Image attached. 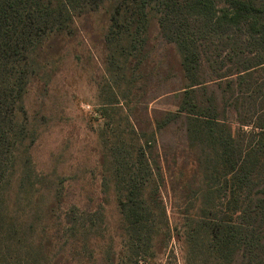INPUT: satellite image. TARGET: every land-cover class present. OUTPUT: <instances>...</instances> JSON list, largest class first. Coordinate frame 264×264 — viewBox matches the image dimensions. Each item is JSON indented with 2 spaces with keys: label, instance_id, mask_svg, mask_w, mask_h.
Masks as SVG:
<instances>
[{
  "label": "trees",
  "instance_id": "obj_1",
  "mask_svg": "<svg viewBox=\"0 0 264 264\" xmlns=\"http://www.w3.org/2000/svg\"><path fill=\"white\" fill-rule=\"evenodd\" d=\"M104 1L0 0V264H59L68 259L59 257L52 263L47 252L64 243L58 236L60 225L51 218L52 225L43 226L38 236V226H28L17 217L14 205L10 207L19 146L14 117L24 112L34 50L50 34H70L75 18L98 10ZM112 4L110 33L121 43L118 46L145 49L148 13L154 11L162 40L179 55L185 84L157 96H172L175 110L149 118L146 128L159 139L163 170L169 174L172 159L181 162L173 173L200 177L192 189L200 205L178 208L184 221L175 229L185 247V263L264 264V0H112ZM168 78L172 77L160 82ZM170 129L179 133L172 147L163 143ZM140 133L145 137L141 128ZM148 144L139 145L140 157L152 176L162 167L153 168L145 158ZM174 185L177 190V180ZM52 207L54 211L55 204ZM149 212L141 207L132 214L141 213L143 218ZM162 214L166 216L165 208ZM71 217L68 212L64 218L70 231L75 228ZM166 224L165 230L171 231ZM141 225L133 223L128 231L133 228L140 240H152L151 231ZM29 233L36 234L31 242L24 238ZM133 256L131 264H140V256Z\"/></svg>",
  "mask_w": 264,
  "mask_h": 264
},
{
  "label": "rangeland",
  "instance_id": "obj_2",
  "mask_svg": "<svg viewBox=\"0 0 264 264\" xmlns=\"http://www.w3.org/2000/svg\"><path fill=\"white\" fill-rule=\"evenodd\" d=\"M112 8V0H105L75 18L70 34H50L32 53L24 112L14 117L19 146L10 207L28 226H38V236L51 218L60 225L64 243L47 251L52 263L65 257L59 264H131L137 254L140 264H186L175 229L184 221L178 208L200 205L192 190L200 177L173 173L181 162L172 159L169 174L163 170L159 139L146 128L149 118L175 110L172 96H157L185 84L179 55L162 40L154 11L148 13L145 49L118 46L110 33ZM163 77L172 78L160 82ZM177 134L168 130L165 146L172 147ZM145 141V158L161 173L147 174L139 146ZM141 207L150 212L134 216ZM68 212L72 231L64 223ZM133 223L145 225L152 240L128 231ZM35 235L24 238L31 242Z\"/></svg>",
  "mask_w": 264,
  "mask_h": 264
}]
</instances>
